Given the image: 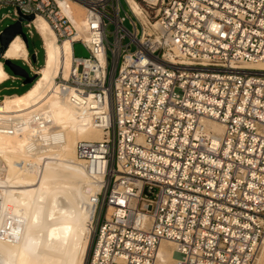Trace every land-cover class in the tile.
<instances>
[{
  "label": "built area",
  "instance_id": "built-area-1",
  "mask_svg": "<svg viewBox=\"0 0 264 264\" xmlns=\"http://www.w3.org/2000/svg\"><path fill=\"white\" fill-rule=\"evenodd\" d=\"M74 4L84 9L83 31ZM8 6L13 23L33 15L22 29L28 41L40 38L44 61L38 16L58 43L72 44L70 73L56 82L103 132L77 145L108 182L96 198L87 264H163L162 242L172 244L169 264H256L264 0H0ZM76 42L89 56L74 55ZM27 48V59L11 60L38 76L39 50Z\"/></svg>",
  "mask_w": 264,
  "mask_h": 264
},
{
  "label": "bare ground",
  "instance_id": "bare-ground-1",
  "mask_svg": "<svg viewBox=\"0 0 264 264\" xmlns=\"http://www.w3.org/2000/svg\"><path fill=\"white\" fill-rule=\"evenodd\" d=\"M131 5L139 13L138 5ZM74 7L76 26L83 31L84 9ZM35 23L46 59L28 89L0 103V264H87L96 198L108 182L78 157L77 145L102 140L103 132L56 82L70 73L72 44L58 43L43 17ZM26 47L17 35L4 57L27 59ZM3 65L1 60L0 83L8 77ZM258 66L264 70V62ZM212 126L223 130L219 123ZM171 245H160L163 264L174 259Z\"/></svg>",
  "mask_w": 264,
  "mask_h": 264
},
{
  "label": "rangeland",
  "instance_id": "rangeland-1",
  "mask_svg": "<svg viewBox=\"0 0 264 264\" xmlns=\"http://www.w3.org/2000/svg\"><path fill=\"white\" fill-rule=\"evenodd\" d=\"M6 14H13V8L12 6L4 7L0 9V33L3 31L8 25L13 23V20L9 17H5ZM124 15V13H122ZM74 48V55L77 57H87L89 56V52L86 50V48L80 43L76 42L73 46ZM37 49L39 50V55L37 58V66L41 67L43 65V50L41 47V40L38 36H35L34 38H29V50L33 53V51ZM16 65L22 66L26 70H28L27 67L23 66V63L21 61H13ZM6 73L8 75L16 76V80L14 79H8L3 84L0 85V103L3 100L4 96H12L15 94H21L26 89H28L33 83L24 85L23 80L17 75H15L14 72H12L9 67H4ZM94 229V224H92V230ZM92 232V231H91ZM91 235V234H90ZM89 243V242H88ZM85 258V257H84ZM84 262V260H83ZM256 264H264V243L262 245L260 255L258 258V261Z\"/></svg>",
  "mask_w": 264,
  "mask_h": 264
},
{
  "label": "water",
  "instance_id": "water-1",
  "mask_svg": "<svg viewBox=\"0 0 264 264\" xmlns=\"http://www.w3.org/2000/svg\"><path fill=\"white\" fill-rule=\"evenodd\" d=\"M24 18L27 20H32L33 15L21 16L19 21H16V22L8 25L3 31H1V33H0V44H1L0 59L2 58V54L7 49L10 41L17 35H20L23 38L24 42L26 43V46L29 47L28 38H27L26 34L24 33V31L22 29V24H21V20H23ZM33 59H35L34 56H33ZM4 65L9 67V69L12 72H14L16 75H18L21 79H23L24 85L33 83L37 78L36 75L31 76L29 74L28 70H26L22 66L16 65L11 59H5Z\"/></svg>",
  "mask_w": 264,
  "mask_h": 264
},
{
  "label": "crops",
  "instance_id": "crops-1",
  "mask_svg": "<svg viewBox=\"0 0 264 264\" xmlns=\"http://www.w3.org/2000/svg\"><path fill=\"white\" fill-rule=\"evenodd\" d=\"M27 48V47H26ZM33 58V57H32ZM12 59H14V58H12ZM16 59H21V58H16ZM22 59H25V58H22ZM1 61V60H0ZM12 61H15V60H12ZM3 67H5V65H3ZM16 75V74H15ZM17 77H19L18 75H17ZM20 78V77H19ZM8 79H14V80H16V79H18V78H16V76H12V75H8V77L4 80V81H2L1 83H0V85L1 84H3L5 81H7ZM23 80V79H22ZM23 84H24V80H23Z\"/></svg>",
  "mask_w": 264,
  "mask_h": 264
}]
</instances>
